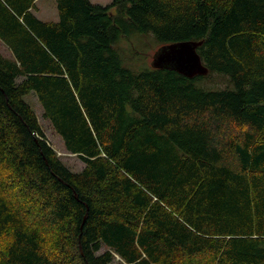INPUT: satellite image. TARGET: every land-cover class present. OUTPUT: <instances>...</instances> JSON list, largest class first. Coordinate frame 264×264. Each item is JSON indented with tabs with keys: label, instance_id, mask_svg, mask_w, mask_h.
I'll list each match as a JSON object with an SVG mask.
<instances>
[{
	"label": "trees",
	"instance_id": "trees-1",
	"mask_svg": "<svg viewBox=\"0 0 264 264\" xmlns=\"http://www.w3.org/2000/svg\"><path fill=\"white\" fill-rule=\"evenodd\" d=\"M56 5L0 0V264H264V0ZM147 39L209 73L138 69Z\"/></svg>",
	"mask_w": 264,
	"mask_h": 264
},
{
	"label": "rangeland",
	"instance_id": "rangeland-1",
	"mask_svg": "<svg viewBox=\"0 0 264 264\" xmlns=\"http://www.w3.org/2000/svg\"><path fill=\"white\" fill-rule=\"evenodd\" d=\"M92 1L95 3L105 5L111 2L112 0H92ZM37 6L38 9H36L35 11L36 15L42 20H46V21L59 20L56 0H38ZM147 42L149 46L144 44L139 45L138 43H136V41L133 42V45H130V42H126V43L124 42V44L122 45L126 59L132 60V63L138 69L149 67L153 59V54L160 47L159 44H156L154 41H150V39H147ZM134 50H137V53L133 54ZM0 52L6 56H11V52L6 47V45L3 44L1 41H0ZM26 100L35 110L49 143L52 145V147L54 148L60 159L71 170L73 171L82 170L85 167V163L76 154H72L66 150L61 136L58 135V133L55 131L51 122L43 116V108L36 94L30 93L29 95L26 96ZM112 264H123V263L120 257L116 255V258L114 259Z\"/></svg>",
	"mask_w": 264,
	"mask_h": 264
},
{
	"label": "water",
	"instance_id": "water-1",
	"mask_svg": "<svg viewBox=\"0 0 264 264\" xmlns=\"http://www.w3.org/2000/svg\"><path fill=\"white\" fill-rule=\"evenodd\" d=\"M203 40H184L161 45L153 54L152 67L175 70L187 77L207 75L197 49Z\"/></svg>",
	"mask_w": 264,
	"mask_h": 264
},
{
	"label": "crops",
	"instance_id": "crops-1",
	"mask_svg": "<svg viewBox=\"0 0 264 264\" xmlns=\"http://www.w3.org/2000/svg\"><path fill=\"white\" fill-rule=\"evenodd\" d=\"M37 1H38V0H36V5H37ZM91 1H92V0H91ZM37 9H38V6H37ZM35 13H36V12H35ZM40 19H41V18H40Z\"/></svg>",
	"mask_w": 264,
	"mask_h": 264
}]
</instances>
